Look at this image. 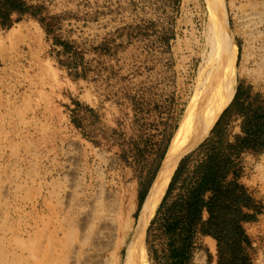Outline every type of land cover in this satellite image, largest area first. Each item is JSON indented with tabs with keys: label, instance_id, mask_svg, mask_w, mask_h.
Segmentation results:
<instances>
[{
	"label": "rangeland",
	"instance_id": "rangeland-1",
	"mask_svg": "<svg viewBox=\"0 0 264 264\" xmlns=\"http://www.w3.org/2000/svg\"><path fill=\"white\" fill-rule=\"evenodd\" d=\"M26 1L38 16L0 23V264H123L121 222L137 217L223 24L207 0ZM225 1L229 33L215 39L237 44L238 74L200 144L215 126L234 141L264 106V0ZM200 144L150 220L148 264L179 259L181 230L163 217ZM240 160L263 208L243 223L249 252L264 264V151ZM212 238L195 228L185 264H218Z\"/></svg>",
	"mask_w": 264,
	"mask_h": 264
},
{
	"label": "trees",
	"instance_id": "trees-1",
	"mask_svg": "<svg viewBox=\"0 0 264 264\" xmlns=\"http://www.w3.org/2000/svg\"><path fill=\"white\" fill-rule=\"evenodd\" d=\"M41 9L42 6L29 4L26 0H0V23L9 25L13 13L38 16ZM47 25V30L51 31L50 23ZM243 110L238 112L246 116ZM241 130L243 135L225 142L214 127L212 136L198 147L193 168L179 186L180 193L166 208L163 217L166 230L174 233L180 229L177 234L184 238L177 248L179 259L174 264H185L186 243L198 226L203 234L211 235L217 241L218 264H252L249 252L252 240L243 223L254 220L263 208L241 181L243 166L240 159L246 150L264 151V106L256 107L251 119L244 118ZM193 153L180 161L159 212L166 206L168 195ZM145 194H142V200ZM204 213L207 214L205 219Z\"/></svg>",
	"mask_w": 264,
	"mask_h": 264
},
{
	"label": "bare ground",
	"instance_id": "bare-ground-1",
	"mask_svg": "<svg viewBox=\"0 0 264 264\" xmlns=\"http://www.w3.org/2000/svg\"><path fill=\"white\" fill-rule=\"evenodd\" d=\"M207 1L220 16L223 24L221 27L223 32H220L221 30L218 28L215 36H221V33L228 36V17L223 10L226 1ZM226 35L224 36L227 37ZM215 38L213 45L211 44L212 50L209 59L203 63L205 65L197 73L195 94L193 93V98L184 111L165 155L167 163L172 161L170 170L162 182L152 188L146 200L144 199L138 208L137 217H132L131 209H129L121 222L122 236H128L123 264H148L144 247L145 233L163 199L179 160L206 138L221 110L233 95L234 82L238 74L236 67L237 44L228 38L218 43Z\"/></svg>",
	"mask_w": 264,
	"mask_h": 264
},
{
	"label": "water",
	"instance_id": "water-1",
	"mask_svg": "<svg viewBox=\"0 0 264 264\" xmlns=\"http://www.w3.org/2000/svg\"><path fill=\"white\" fill-rule=\"evenodd\" d=\"M171 166H172V161L170 160L167 163L166 162V157H164V159L162 160V162H161V164L159 166V169H158V171H157V173H156V175H155V177H154V179H153V181H152V183H151V185L149 187V190L147 192L145 200L148 197L149 193L151 192L152 188H154L155 185L157 186L158 184H160L162 182V180L166 177V175H167L168 171L170 170ZM176 168H175V170H176ZM174 172H173V174H174ZM173 174H172V176H173ZM172 176H171V178H172Z\"/></svg>",
	"mask_w": 264,
	"mask_h": 264
}]
</instances>
